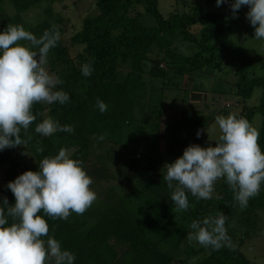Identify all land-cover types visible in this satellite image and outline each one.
<instances>
[{"label": "trees", "instance_id": "16d2710c", "mask_svg": "<svg viewBox=\"0 0 264 264\" xmlns=\"http://www.w3.org/2000/svg\"><path fill=\"white\" fill-rule=\"evenodd\" d=\"M43 1L55 3L60 0H15L12 7L13 0H0V31L7 26L3 22L7 15L12 25H21L37 38L45 30L55 28L48 17L43 16L32 24L23 16L24 8H32ZM94 7L95 13L85 16L79 30L72 36L73 43L82 47V64L93 61L92 73L85 77L81 74L82 64H63L64 54L60 45L56 44L49 50L48 58L59 61L64 68L55 72L62 80L57 87L68 94L69 100L63 105L34 103L32 112L35 120L27 130L21 129V143L0 151V171L3 175L0 199L6 197L11 206L14 197L6 184L24 171H37L40 160L55 155L61 145L68 144L67 147L72 150L70 158L80 160L83 166L94 154L100 164L101 158H108L111 153L113 157L120 152L126 161L123 168L117 167V176L123 183L135 184L123 195L119 204H123L134 217H121L115 223L109 217L114 207H102L92 214L90 221L85 216V223H80L71 215L61 220L38 213L48 225V235L58 240L62 249L74 253V264H180L181 256L185 264H250L239 248H230L222 243L219 249L213 250L210 246L188 239L193 220L214 217L217 211L223 213L236 201L235 192L223 178L214 184L215 196L204 200L189 194V208L177 211L170 200V189L163 176L157 173L168 157L181 155L182 150L193 144L196 138L193 125L178 122L170 135L174 150H159L164 111L157 79H162V85L169 80L174 83L171 87H174L178 105L185 108L190 105V91L182 87L185 77L192 81L211 69L222 71L221 76L225 78L223 68L228 66L234 76V82L229 87L236 98L241 99L238 103L242 104L237 115L248 121L257 112L262 116L257 143L264 151V80L255 75L254 60L244 48L217 42V37L223 32L222 22L226 13L209 12L195 5L190 6L188 12H171L163 17L157 10L156 0H94ZM144 15L151 17V25L143 23ZM175 37L183 42L189 41L195 50L189 54L181 52L178 46L172 44ZM161 63H164L165 69H160ZM255 87L261 91L258 103L247 106L245 99L251 96ZM97 99L107 105L103 113L96 107ZM48 117L73 129L70 133L55 132L59 139L57 145L52 138L54 134L42 136L35 131L36 125ZM148 128L155 131L152 141H138L136 135ZM101 135L103 139L99 138ZM27 157L30 159L28 163ZM96 204L93 201L85 211L96 207ZM132 205L143 214L133 209ZM255 207H264V183L258 194L249 198L245 208L252 212ZM108 222L114 224V227H107L111 228L110 236L103 232ZM171 222L176 229L175 234H178L176 250L181 248L182 253L176 258L140 239L145 230ZM247 235L245 233L244 237ZM112 236L120 239L122 245L119 249L110 242ZM189 256L197 258L188 262Z\"/></svg>", "mask_w": 264, "mask_h": 264}, {"label": "clouds", "instance_id": "9594fccd", "mask_svg": "<svg viewBox=\"0 0 264 264\" xmlns=\"http://www.w3.org/2000/svg\"><path fill=\"white\" fill-rule=\"evenodd\" d=\"M221 3L229 5L233 18L242 5L247 6L246 19L254 28V38L264 40V0H215V6ZM59 39L55 28L45 30L38 38L21 25L9 24L0 31V151L21 143V129L27 130L35 120L34 103L63 105L69 100L68 94L57 87L62 80L46 67L49 50ZM92 62L81 65L83 76L91 75ZM96 107L101 113L107 110L100 99ZM215 122L220 133L215 146L189 144L179 157L163 166V179L177 211L189 208V194L209 199L220 178L235 192L234 199L241 207L247 206L264 183V151L257 143L258 129L235 113L217 115ZM72 130V126H62L51 117L35 127L42 136ZM199 135L198 130L197 138ZM91 184L92 178L81 161L70 158L64 148L43 157L37 171H24L8 182L6 188L14 203L9 206L6 197L0 199V264H74V253L62 249L60 242L48 235V225L38 213L61 220L73 212L84 213L96 199ZM226 219L217 211L214 217L193 220L188 239L219 249L228 241Z\"/></svg>", "mask_w": 264, "mask_h": 264}, {"label": "rangeland", "instance_id": "374dc122", "mask_svg": "<svg viewBox=\"0 0 264 264\" xmlns=\"http://www.w3.org/2000/svg\"><path fill=\"white\" fill-rule=\"evenodd\" d=\"M156 1L157 10L163 17H166L171 12L179 14L188 12L189 7L195 5L202 6L209 12L226 13L222 22L223 32L217 37V42L244 48L254 60L255 75L264 80V40L254 38V28L246 19V13L248 11L247 6L242 5L237 11L235 18H233L229 5L221 3V5L217 7L215 6V0ZM14 2L15 0L11 3V7L15 5ZM231 2L232 0H229V3ZM21 9L22 5H20V11ZM94 13V0H60L58 2L55 1V3L52 1H43L32 8L27 7L23 9V16L32 24L38 19H43V16L48 17L51 25H54L55 29L58 30L60 34V39L57 44L60 45V49H63L64 56L61 62L63 64L66 63L77 66L83 63L80 61L82 47L73 43L72 36L79 30L82 19ZM8 17L9 15L3 18V22L7 25L11 24V19L9 20ZM142 21L146 25H151L153 23L151 17L147 15H144ZM20 43L27 44L28 42L20 41ZM172 44L173 46L174 44L178 46L181 52L185 54H189L192 50H195L194 45L189 44V41H180L179 37H175ZM191 46H193V48ZM46 67L48 71L53 74L59 72V70H64L62 64H59V61L51 60L48 57ZM160 69H165L164 63L160 64ZM223 69L226 72L225 78L221 76L222 71L211 69H207V74H201L192 81L187 77L184 78L182 87L190 91V95L188 96V103L190 105L185 108L182 107V105L180 107L178 105L174 87H171V84L174 83H170L169 80L162 85V79H157L156 83L161 87L160 90L163 97L162 107L164 111V116L161 118L160 142L158 144L160 151L164 149L174 150L173 138H170V135L178 122H182L183 125H193L192 130L194 133L198 130L200 131L199 137L197 138L196 136V138H194L193 144H198L201 147H206L208 145L215 146V142L220 134L215 122V117L217 115L226 116L229 113L237 114L241 110L242 105L238 103L241 99L236 98L232 89L229 87L230 84L234 82V76L230 72L228 66H225ZM194 90L198 92H194ZM199 90L205 92H200ZM195 95H198V97L194 98ZM260 95V89L255 87L251 96L245 99V105L251 107L257 105ZM261 121L262 116L258 112L253 114V117L249 120V123L258 129L259 134ZM154 135L155 131L148 128L141 134H137L136 138L138 141H146L148 143L152 141ZM52 138L57 145L59 139L56 138L55 134ZM67 146L69 145L64 144L61 145L60 148L66 149L69 155L72 150ZM111 155H109L108 158H101L102 162L99 164L97 156L94 154L89 159V162L87 161L85 163V166L82 165L87 175L92 178V184L89 187L96 193L94 202L97 204L96 207L82 214H76L74 212L70 214L80 223L86 222L85 216H87V221H90L93 217L92 214L98 212L102 207L115 208L109 216L111 221L115 223H117L121 217L131 218L132 214L126 210L123 204L119 203L123 195L135 184V182H129L127 184L119 180L117 176V167L123 168V163L126 161L125 156L120 152L116 153L113 157H111ZM179 156L180 154H176L168 157L159 166V171H157V173L163 176L164 164L173 162ZM29 161L30 159L27 157V163ZM99 168L101 172L98 171ZM121 172L123 173L124 170ZM2 176L0 171V185L2 183ZM221 179L222 178L218 180L220 181ZM215 183H217V181ZM215 192L213 186L210 197L215 196ZM100 203L103 205L101 206ZM132 207L133 209L141 211L134 205H132ZM140 213L143 214L142 211ZM222 214L227 217L225 228L228 241L225 245L234 249L239 248L245 258L250 261V264H264V207H255L252 212H248L245 207H241L238 202L235 201L233 205ZM132 217H134V215H132ZM107 227H114V224L108 222L103 229L104 234L110 236L112 235L110 232L111 228L109 229ZM175 230L172 222L168 224L165 223L162 227L145 230L142 232V235H140V239L141 241H143V239L149 241L151 244H154L157 250L162 252L167 251L170 253L169 255L175 256L176 258L181 253V248L176 250L178 245V234H175ZM245 233L249 235L244 237ZM241 241H243L242 244L239 243ZM110 242L118 249L122 245L120 239L116 236H112ZM181 257L182 260L180 264H185L184 257ZM196 258L197 257L189 256L188 262H193Z\"/></svg>", "mask_w": 264, "mask_h": 264}]
</instances>
